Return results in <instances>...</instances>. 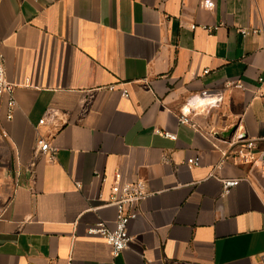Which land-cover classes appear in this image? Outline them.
Masks as SVG:
<instances>
[{
	"label": "crops",
	"instance_id": "1",
	"mask_svg": "<svg viewBox=\"0 0 264 264\" xmlns=\"http://www.w3.org/2000/svg\"><path fill=\"white\" fill-rule=\"evenodd\" d=\"M201 1L0 0V264H262L264 178L230 140L262 135L264 0ZM117 173L149 196L114 256L88 229Z\"/></svg>",
	"mask_w": 264,
	"mask_h": 264
},
{
	"label": "built area",
	"instance_id": "2",
	"mask_svg": "<svg viewBox=\"0 0 264 264\" xmlns=\"http://www.w3.org/2000/svg\"><path fill=\"white\" fill-rule=\"evenodd\" d=\"M211 3L213 4L212 1ZM205 5L206 0H202L200 8L205 10H212L214 8L209 9ZM191 29H194V26H191ZM241 33L244 36L248 34L245 29H242ZM207 73L208 70H205L204 74ZM259 81L264 83V75L259 78ZM15 87L14 84H11L6 80L4 59L0 53V96L6 95L8 97V119L13 118V112L16 107V100L14 97ZM104 89L113 92L116 90V86L112 85ZM122 95L128 97L129 93L124 89L122 90ZM202 97H206L210 100L213 99L212 95L206 91L202 93ZM261 99L264 116V94ZM220 100L221 96H217L215 104L210 105H216ZM190 114V111H184L180 116L179 121L182 124L192 125L197 129L198 127L192 122ZM46 121L47 118L44 117L39 121V124L43 125ZM0 134L3 138H7L8 136L5 130H1ZM159 134L166 138L176 140V136L170 132L163 131L159 132ZM261 142H264V119L262 122V135L259 138H251L245 132L234 134L230 140V153L234 159L249 164L252 171H257L260 176L264 178V149L260 148ZM36 146L42 156H48L51 160L55 158L56 150L52 147L50 139L38 137L36 140ZM200 164V157H194L187 160V166L189 168H196L200 166ZM121 179V174L117 173L115 175V183L111 186L107 199L104 200L100 197L103 206H110L116 210L114 228H109L105 222L101 221L88 229L89 235L100 236L106 240L111 247L114 256H118L130 246L132 237L129 232V225L133 220L139 217L140 204L149 196L145 182L141 180L123 182ZM240 181V179L233 178L223 180L224 194L229 193L232 188L240 183ZM261 262L264 264V254H262Z\"/></svg>",
	"mask_w": 264,
	"mask_h": 264
},
{
	"label": "clouds",
	"instance_id": "3",
	"mask_svg": "<svg viewBox=\"0 0 264 264\" xmlns=\"http://www.w3.org/2000/svg\"><path fill=\"white\" fill-rule=\"evenodd\" d=\"M207 8L212 9L214 5L211 3V0H206V5ZM209 104H215V100L211 99L208 101Z\"/></svg>",
	"mask_w": 264,
	"mask_h": 264
}]
</instances>
